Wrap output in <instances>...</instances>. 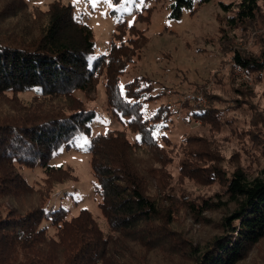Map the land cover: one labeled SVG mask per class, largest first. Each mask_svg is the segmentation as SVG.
Listing matches in <instances>:
<instances>
[{"label":"trees","instance_id":"obj_1","mask_svg":"<svg viewBox=\"0 0 264 264\" xmlns=\"http://www.w3.org/2000/svg\"><path fill=\"white\" fill-rule=\"evenodd\" d=\"M195 1L210 0H171L169 15L179 18ZM2 3L0 264H238L244 259L264 237L260 98L246 87H234L227 91L229 98H220L221 106L192 108L189 121L202 118V127L218 137L190 134L171 144L162 130L176 109L162 103L153 113L143 111L161 95L153 93L151 80L142 76L121 87V75L147 44L142 30L134 31L139 34L135 38L117 41L126 30L124 16L117 14L108 51L95 56L94 29L76 17L71 3L55 0L46 10L28 0ZM221 4L230 24L250 32L263 15L261 0ZM261 30L256 33L262 40L257 51L224 43V33L219 40L230 52L231 73L237 67L254 84L264 82V26ZM100 83L108 111L123 128L93 134L92 122L99 113L90 102ZM200 92L212 96L207 88ZM231 106L252 116L251 121L256 115L255 123L246 126L237 115L226 116ZM232 134L240 135L235 141H241L235 152L238 161L226 156L218 142L232 140ZM82 136L90 137L91 168L108 230L88 208L69 215V209L49 205L55 184L75 175L72 167L51 160L62 146L71 147ZM172 166L185 183L176 182ZM23 167H40L42 183L29 181ZM62 172L64 177H58ZM188 182L215 190L200 194ZM208 211L223 212L220 232L200 245L187 237L189 230L183 232L181 215L201 221Z\"/></svg>","mask_w":264,"mask_h":264},{"label":"rangeland","instance_id":"obj_2","mask_svg":"<svg viewBox=\"0 0 264 264\" xmlns=\"http://www.w3.org/2000/svg\"><path fill=\"white\" fill-rule=\"evenodd\" d=\"M3 1L0 0V3ZM28 1L30 4H40L43 10H46L50 2L55 0ZM60 1L74 5L76 17L93 27L96 41L95 56L108 51L116 33L117 14L124 16L126 24V30H123L117 41H128L139 36L134 33L137 29L144 32L147 44L121 75V85L145 76L152 82L153 93L160 92L161 95L156 102L145 104L143 111L146 114L153 113L162 103L176 109L173 121L168 123L166 130H162L171 140V144H178L183 141L182 139L192 135L218 137L219 133L216 131L209 132L202 127L205 123L202 118L197 117L191 123L189 120L193 114L189 111L192 108L199 110L208 105L221 106L223 99L220 98H229L227 91L233 90L234 87H246L254 97L260 98V114L264 118V82L254 84L252 78H246L243 71L237 67L231 73L230 52L224 51L219 41L224 33L223 40L226 44L234 42L246 50H259L262 40H259L256 33H260L264 26V0H261L263 15L255 20L252 32L248 27L244 30L229 23L221 3L222 1L230 3L234 0H210L204 3L195 1L193 7L184 9L179 18L169 15L171 0H119L116 4L112 0L111 3L108 0H97L95 6L93 0H79V3H74V0ZM128 27H134V30ZM246 81L247 85L243 86ZM203 88L208 89L212 94L211 98L200 92ZM106 99L105 87L100 83L96 97L90 102V106L96 108L99 113L92 122L93 134L123 128L120 121L108 111ZM229 104L232 102L229 101ZM229 114L237 115L240 124L245 122L248 126L255 123L256 115L251 121L252 116L250 118L232 106L225 111L226 116L230 117ZM219 136L223 134L220 133ZM231 136L232 140L219 138V146L226 156L233 159L232 161H238L235 152L238 151L237 147L240 148L241 141L238 143L235 141L240 135ZM89 140L88 136L77 138L71 147L62 146L51 160V164L72 167V173L75 175L55 184L49 205L67 208L69 215H77L82 208H88L99 225L108 230V223L99 206L100 196L96 191V180L87 145ZM244 162L247 163L248 160L245 159ZM260 165L264 167V155L260 159ZM22 171L25 177L37 186L42 183L44 173L40 167L33 170L23 167ZM171 171L177 183H185L182 178L178 179L174 166L171 167ZM64 175L62 172L58 177ZM188 187L197 189L200 194H211L215 190V186L201 182L200 184L188 182ZM181 216L185 218L181 227L183 232L189 230V233L185 232L187 237L200 245H205L220 232L223 212L208 211L201 221L189 219L185 213ZM238 264H264V237L249 248L244 259Z\"/></svg>","mask_w":264,"mask_h":264},{"label":"snow or ice","instance_id":"obj_3","mask_svg":"<svg viewBox=\"0 0 264 264\" xmlns=\"http://www.w3.org/2000/svg\"><path fill=\"white\" fill-rule=\"evenodd\" d=\"M109 3H111V0H108ZM74 3H79V0H74ZM97 3V0H93V6H95V4ZM121 87L123 88V85H121ZM137 139H140V137L138 136Z\"/></svg>","mask_w":264,"mask_h":264},{"label":"built area","instance_id":"obj_4","mask_svg":"<svg viewBox=\"0 0 264 264\" xmlns=\"http://www.w3.org/2000/svg\"><path fill=\"white\" fill-rule=\"evenodd\" d=\"M244 76L250 78V76L247 73H244Z\"/></svg>","mask_w":264,"mask_h":264}]
</instances>
